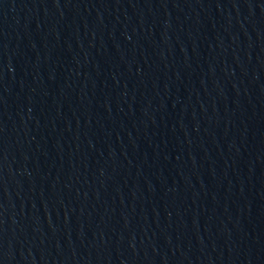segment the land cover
Masks as SVG:
<instances>
[{
  "label": "water",
  "instance_id": "obj_1",
  "mask_svg": "<svg viewBox=\"0 0 264 264\" xmlns=\"http://www.w3.org/2000/svg\"><path fill=\"white\" fill-rule=\"evenodd\" d=\"M0 264H264V0H0Z\"/></svg>",
  "mask_w": 264,
  "mask_h": 264
}]
</instances>
